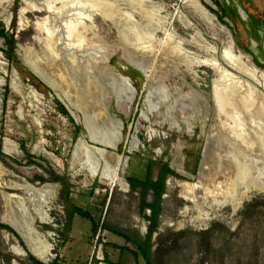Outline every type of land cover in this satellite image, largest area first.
<instances>
[{"label": "rangeland", "instance_id": "1", "mask_svg": "<svg viewBox=\"0 0 264 264\" xmlns=\"http://www.w3.org/2000/svg\"><path fill=\"white\" fill-rule=\"evenodd\" d=\"M207 1L0 0V225L18 238L0 228V264H45L4 223L13 211L3 193L24 200L52 248L49 264H144L118 232L145 238L143 205L154 197L128 181H155L164 164L174 175L165 180L153 263L264 264V92L226 95L230 83L204 65L225 49L264 71V0ZM103 138L116 148L92 140ZM114 163L127 192L102 179ZM48 170L66 177L68 204ZM183 183L194 186L191 201ZM44 185L54 187L48 223L25 189ZM73 209L89 219L75 214L67 230Z\"/></svg>", "mask_w": 264, "mask_h": 264}, {"label": "bare ground", "instance_id": "2", "mask_svg": "<svg viewBox=\"0 0 264 264\" xmlns=\"http://www.w3.org/2000/svg\"><path fill=\"white\" fill-rule=\"evenodd\" d=\"M60 1V0H59ZM207 1V0H206ZM58 2V1H57ZM197 2V1H196ZM183 3V2H182ZM189 3V2H188ZM207 3L209 4V1H207ZM182 5V4H181ZM196 6V5H194ZM36 9V10H35ZM34 10L36 12H41L42 10L44 11V8H35ZM46 10V8H45ZM205 10V9H204ZM77 11V10H76ZM200 11V10H199ZM47 12V10H46ZM24 13V12H23ZM49 14V13H48ZM201 14V13H200ZM204 15V14H203ZM204 17V16H203ZM87 19V18H86ZM83 23V22H82ZM63 29V28H62ZM68 29L67 33L70 36L71 35V29L70 28H66ZM65 29V30H66ZM80 29V28H79ZM40 30V29H39ZM66 33V34H67ZM62 34V33H60ZM58 36V35H57ZM93 37V36H92ZM145 38V37H144ZM57 39V38H56ZM64 39V38H63ZM94 40H92L93 42ZM96 41V40H95ZM94 41V42H95ZM121 41V40H120ZM51 42V39H50ZM83 42V41H82ZM81 42V43H82ZM79 43V42H78ZM40 44V43H39ZM158 44V43H157ZM161 44V43H160ZM79 45V44H78ZM155 46V45H154ZM165 46V45H164ZM84 47V46H83ZM156 47V46H155ZM160 47V46H159ZM163 47V46H162ZM81 48V47H80ZM153 48V47H152ZM164 48V47H163ZM213 48V47H212ZM62 49V48H61ZM157 49V48H156ZM169 49V48H167ZM158 50V49H157ZM162 50V49H161ZM160 50V51H161ZM152 51V50H151ZM176 51V50H175ZM77 52V51H76ZM170 52V51H169ZM178 52V51H177ZM212 52V51H211ZM220 52V51H219ZM218 52V53H219ZM69 53V52H68ZM153 53V52H152ZM151 53V54H152ZM165 53V51H164ZM163 53V54H164ZM155 54V53H154ZM211 54V53H210ZM216 54V53H215ZM53 55V54H52ZM218 55V54H217ZM58 56V55H57ZM62 56V55H61ZM163 56V55H162ZM152 57V55H151ZM79 59V58H78ZM151 59V58H150ZM154 59V57H153ZM57 60V59H56ZM65 60V59H64ZM240 58L233 55L230 51L225 50L221 51L220 55H219V59L217 60V62H213V61H207L204 62V65L208 66L210 69L213 70L215 76L217 77V80L219 81H225V82H229L230 85L227 89L226 95H234V96H238L239 95H246V87H252V86H256L259 87L263 90L264 92V71H260L259 69H255L254 67L249 68L247 66L244 65H240ZM71 61V60H70ZM152 61V59H151ZM56 63V62H55ZM71 64H73L71 62ZM163 64V63H162ZM48 65V64H47ZM52 65V64H51ZM50 65V66H51ZM83 65V64H82ZM250 65V64H249ZM248 65V66H249ZM37 66V65H36ZM49 66V65H48ZM72 66V65H71ZM101 66V65H100ZM202 66V65H201ZM53 67V66H52ZM58 67V65H57ZM56 67V68H57ZM91 67V66H90ZM193 67V66H192ZM198 67V66H197ZM47 68V67H46ZM63 68V67H62ZM69 68V67H68ZM101 68V67H100ZM48 69V68H47ZM46 69V70H47ZM51 69V68H49ZM86 69V68H85ZM105 69V68H104ZM168 69V67H167ZM170 69V68H169ZM175 69V68H174ZM38 70V69H37ZM45 70V69H43ZM55 70V69H54ZM57 70V69H56ZM60 70V69H59ZM57 70V71H59ZM106 70V69H105ZM35 71V68H34ZM52 71V70H51ZM70 71V70H69ZM87 71V69L85 70ZM84 71V72H85ZM89 72L90 69H88ZM208 71V69H207ZM40 72V71H39ZM48 72V71H47ZM71 72V71H70ZM73 72V71H72ZM102 72V71H101ZM49 73V72H48ZM51 73V72H50ZM55 73V71H54ZM57 73V72H56ZM61 73V72H60ZM64 73V72H63ZM94 74V72H93ZM50 75V74H49ZM59 75V72H58ZM105 75V73H104ZM195 75V74H194ZM44 76V75H43ZM100 77V76H99ZM59 79V78H58ZM68 79V78H66ZM72 79V78H71ZM112 79V78H111ZM191 79V78H190ZM50 80V79H49ZM74 80V78H73ZM192 80V79H191ZM44 81V80H43ZM115 81V80H114ZM49 82V81H48ZM88 82V81H87ZM77 83V82H76ZM115 83V82H114ZM51 84V83H50ZM58 84V83H57ZM85 84V83H84ZM223 84V83H222ZM98 85V84H97ZM96 85V86H97ZM224 85V84H223ZM225 86V85H224ZM223 87V86H222ZM55 88V87H54ZM249 88V90H250ZM90 89V88H89ZM217 89V88H216ZM219 89V88H218ZM94 90V88H93ZM127 90V89H126ZM223 91V90H221ZM254 91V90H253ZM257 91V90H256ZM259 91V90H258ZM233 92V93H231ZM249 92V91H248ZM260 92V91H259ZM126 93V92H125ZM225 93V92H224ZM89 94V93H88ZM98 94V93H97ZM216 94V93H215ZM263 94V93H261ZM217 95V94H216ZM260 95V94H258ZM257 96V94H256ZM264 96V94H263ZM216 98V97H215ZM225 95L223 96V100L218 101L220 102L221 108H216V110L218 109L219 112H222L224 107L223 103H225ZM256 98V97H255ZM258 98V97H257ZM256 98V99H257ZM214 99V98H212ZM230 98H227V100H229ZM242 101L240 104V106L242 107V110H244L245 105L248 106V101L246 99L249 100L248 96H243L242 97ZM183 105V103H182ZM182 105L179 106L182 107ZM251 105V104H250ZM240 107V108H241ZM230 110V108L228 109ZM165 111V110H164ZM166 114V112H165ZM164 114V115H165ZM165 118V117H164ZM183 118V117H182ZM167 119V118H166ZM174 122V121H173ZM86 123V122H85ZM88 126V125H86ZM92 136V135H91ZM110 136V135H109ZM96 138V137H95ZM101 138V137H100ZM104 139V140H103ZM92 139L94 142L96 143H100L106 146H109V148L111 149H115L116 145H117V141L112 139V138H108V139ZM78 149L81 150L83 153H85V155L88 157L90 156V152L88 151L87 146L85 145V143H83V141H79L78 143ZM249 147V146H248ZM96 150V149H95ZM92 151V150H91ZM99 154H101L102 157H104V152L103 151H99ZM75 153V152H74ZM106 153V152H105ZM207 153V152H206ZM77 154V153H75ZM97 154V153H96ZM207 155V154H206ZM210 155V154H209ZM100 156V158H101ZM208 156V155H207ZM97 157V156H96ZM77 158V157H76ZM93 158V157H92ZM78 159V158H77ZM105 160V157L104 159ZM99 161L100 159H93V168H91L92 170V174L95 175L96 171L98 169L99 166ZM117 162V160H116ZM105 164L106 161H105ZM115 165L113 166H108V165H104L103 170H102V179L105 180L107 182V184L110 185H116L119 188L122 189V191L127 192L126 191V184L124 183V181L121 179V177L118 175V166H116V163H114ZM91 165V164H90ZM92 166V165H91ZM99 172V171H98ZM95 177V176H93ZM183 189V199L191 201L190 197H191V193L194 190V186H192L191 184L188 183H183L180 185ZM197 187V186H196ZM27 190L28 195L32 196L35 199V209L33 210L35 212V215L39 218V220L43 223H48L49 220V214H48V209L47 206L49 205V200L53 198L54 196V187L51 185H44L41 188H34L31 186H26L25 188ZM182 196V195H181ZM3 202L7 207V210H11L13 211L12 214L8 212L6 218L4 219V223L11 226L21 237L22 239L25 241L28 250L30 251V253L37 257V259H39L40 261L44 262L45 264H49L51 263V252H52V248L50 246L49 243L46 242V239L40 235L38 232L35 231L34 228V221L31 218V215L29 213V211L26 209V206L24 205V200H22L20 197H16V196H9L3 193ZM14 253L17 256H22V252L21 250L15 249L14 248Z\"/></svg>", "mask_w": 264, "mask_h": 264}, {"label": "trees", "instance_id": "3", "mask_svg": "<svg viewBox=\"0 0 264 264\" xmlns=\"http://www.w3.org/2000/svg\"><path fill=\"white\" fill-rule=\"evenodd\" d=\"M12 50H10V53ZM0 156H2V153H0ZM49 176V182L59 184L62 186L63 190L65 191V202L68 204V195L70 190V185L68 184V181L66 177H62L60 175H57L54 171L48 170L47 171ZM169 175H174L173 171L168 167L167 164L162 165V171L159 174L158 178L153 181L150 177H147L144 181L136 180V179H130L128 181V184L133 190H142V191H151L154 197L153 204H147L143 205L144 208H146L150 212L149 217V228L148 233L145 238L137 235H129L127 233L118 232V235L126 240L129 244H131L134 247L133 255L137 259V261L142 260L144 264H154L153 263V245H152V239L154 236V233L156 232L158 228V221L160 216V208H161V202L162 197L165 194V180L166 177ZM75 214H78L86 219H89V215L79 209H73V211L68 213V218L66 222V228L69 230V227L71 226V220ZM0 228L5 229L9 233L13 234L16 238L17 236L15 233L9 229L6 226L0 225ZM97 230L96 227L93 228V232ZM18 239V238H17ZM33 261H35L33 258H31ZM36 264H41L37 261H35Z\"/></svg>", "mask_w": 264, "mask_h": 264}]
</instances>
